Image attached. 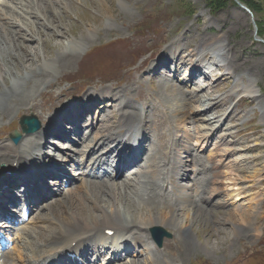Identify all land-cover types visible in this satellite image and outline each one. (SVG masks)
<instances>
[{
  "label": "rangeland",
  "instance_id": "rangeland-1",
  "mask_svg": "<svg viewBox=\"0 0 264 264\" xmlns=\"http://www.w3.org/2000/svg\"><path fill=\"white\" fill-rule=\"evenodd\" d=\"M27 1L3 0L0 10L8 9L9 13L14 15L21 12L27 19H30L28 22L35 21L25 11ZM62 2L63 8L54 2L53 6L52 3L53 13L57 15L56 19L65 18L64 28H60L62 34H51V28H40L37 23L30 24L29 22L28 26H31L34 31L38 27L40 28L44 34L43 38L47 41L44 49L40 44L35 43L39 37L37 33L33 34L35 40L29 41L28 38H25L24 42L22 41L23 45L30 50L31 55L35 52L36 61L42 62L45 57L46 61H51L52 55L56 54V42L65 45L70 39L71 41L80 40V35L87 29L90 30L91 35L88 37L86 34L87 38L80 40L81 45L74 49L77 60L71 62L70 66L63 67V70L60 68L59 72H51L46 69V74H50L52 79L39 85L38 90H35L29 98L30 104L21 107L20 110L14 109L15 111L13 110L8 116H3L0 113V135L4 138L0 141H9L11 139L9 134L14 129L20 131L18 121L21 115L37 112L40 110L37 107H41V105L49 109L59 103L58 98H60L61 104L59 103L60 105L56 109L73 103L79 104L85 92H99L104 87L101 85H105L119 90L124 89L126 100L128 98L139 108L145 109V105L140 100L146 102L145 94L147 93L148 96L154 94L153 102H151L159 109L167 110L165 114L161 112L159 113L161 116L155 118L146 106L145 120L148 121L151 133L155 134L159 131L165 135L175 133L180 136L187 132L190 137L189 140H186V136L183 135L185 136L183 146L179 148L184 168L189 173L188 178L183 177L181 181L188 188L177 192L184 193L186 191L189 193L195 189L207 192L209 179L213 177L212 169H215L218 175L214 174L215 177L212 180L216 181L215 189L220 191V197L223 196L225 201L223 204H218L216 202L218 195H216L212 196L208 203L203 202L204 205H200L203 207V212L192 225L194 230L192 236L178 232L173 225L162 226L170 233V237H164L161 247L152 245L155 263L164 264V260H168L169 264H264V202L263 205H259V199L264 194V172H262L264 169V0H252L255 4L252 11L238 6L234 0L227 1L216 10H211L208 5L209 0H62ZM51 13L48 11L46 15H51ZM18 21L22 26L27 23ZM1 22L6 25L7 19H2ZM10 28L14 31L18 30L17 26H10ZM215 37L224 39L225 62L232 64L237 60L238 67L226 69L227 66H216L211 63L212 70L209 73L212 75L209 74L205 81L194 80L185 84L178 81L177 79L182 73L190 67L188 64L184 66L185 63L190 62L187 59L192 60L188 53L195 49L198 43H204ZM177 48L180 49L179 53ZM162 55L166 64L169 57L175 59L178 55L176 63L175 60L173 63L168 62L170 68L157 65L161 68H156V70L164 73L163 76L158 75L155 69L152 70L149 67L155 56L157 59ZM210 55V52L205 53L202 61L211 62ZM29 56L28 54L26 58L22 57L20 63L14 62L11 66L22 71V66L28 64ZM175 64L178 67L182 65V68L179 67L180 69L178 68L179 70L173 74ZM152 65L153 63L150 64V66ZM1 68L4 69V67ZM144 70H148L152 75L149 78L144 76V79L139 77L137 73H142ZM169 77L176 84L175 86H180L190 92L193 91L194 97L186 96V101L181 102L185 96L179 88L169 85ZM10 79L12 80L9 77ZM137 79H139L138 85H135ZM85 81L91 82V84L79 94L77 89L84 88ZM103 81H110L109 85H107L108 83L103 84ZM212 81L215 85L211 84ZM236 81L240 82L241 86L235 89ZM249 81L257 89L256 96H247L244 92L243 86L247 85ZM163 82L168 83L167 86L169 85L170 88L162 87ZM207 84L208 88L205 90H201L199 87H205ZM27 86L22 85L26 89ZM197 87L200 92L195 90ZM169 90H173L177 100L173 101L167 96ZM61 91L62 97L59 95ZM72 91L76 92L70 98L69 93ZM134 96L140 100L133 98ZM208 96L211 98L217 96L218 98L213 108L204 110V114L219 116L221 126L210 132L213 136L196 143V123L190 119H186L184 123L179 121L182 113L176 115L170 105L178 102L183 107L196 109L202 102L209 101ZM195 103L196 105H193ZM6 105L8 107L15 105L14 100L8 101ZM32 105L33 108H31ZM111 105L103 108L111 111L116 104ZM95 110L97 109L94 108L92 111L93 117L97 116ZM130 110L134 113L138 111L137 109ZM149 112L150 114H148ZM137 114L139 119L140 113ZM34 115L44 128L48 126L49 122L46 123V120H43L40 115ZM160 135L162 136V134ZM25 137L28 136L22 133L19 141ZM185 142L191 143L188 144L189 149H192L190 155L182 149ZM145 144L149 145V140ZM162 151L169 155L170 161L173 159L174 146H168ZM192 157L194 162L191 161ZM145 164L143 158L140 164L123 177L126 182L118 180L116 182L119 183L113 182L112 184H116L124 192L123 196L128 198L132 207H135L134 212H137L138 206L155 210L160 206L159 201L175 204L177 200L172 201L174 196L176 197L175 192L167 191L168 193L163 192L164 194L161 195L160 186H157L155 191L152 188L154 184L150 181L161 178V170H155L152 173L145 172L143 176L142 170H144ZM164 164L166 168L171 166L170 162L164 161ZM207 167L209 170L203 172L204 174L199 173L196 176L191 174L195 168L207 169ZM243 170H261L258 179H255L254 188H248L244 191L245 193L239 192L236 178V176L246 174V172H242ZM164 171L168 176L165 168L162 170V174ZM182 171L185 172V170ZM145 178L146 180H144ZM141 181L150 183L146 184L145 194L134 191L135 187L144 189V184ZM194 181L197 182L196 185L193 184ZM161 182L165 184V182ZM81 183L82 181L77 185L78 190L67 191L60 198L69 200L79 196ZM248 184L251 183L248 182ZM150 191L159 194L160 197L150 198L151 196H147ZM252 195L258 201H249ZM104 197L110 199L107 193ZM248 205L254 206L252 211H254L253 215H256L258 222L252 221L250 228L235 234L229 223H223L224 217L228 212L238 213L239 209H247ZM58 206L60 203L57 202L56 207L58 208ZM45 211L43 205L42 210L33 216ZM199 211L201 212V209ZM252 232L255 233V238L249 237ZM142 233L146 235V232ZM14 254H16L15 250ZM145 256L143 254L141 258H145ZM132 259L131 257L120 264H129Z\"/></svg>",
  "mask_w": 264,
  "mask_h": 264
},
{
  "label": "bare ground",
  "instance_id": "bare-ground-1",
  "mask_svg": "<svg viewBox=\"0 0 264 264\" xmlns=\"http://www.w3.org/2000/svg\"><path fill=\"white\" fill-rule=\"evenodd\" d=\"M53 2L63 8L62 0H28L25 5V11L28 12L27 14L29 16L33 17V20H35L29 21L30 24L34 22L37 23L40 28H51V34L58 35L62 32L60 31V28H64L63 22L65 21V18L56 19L57 15L54 14V11L52 10ZM48 11L52 12L51 15H46ZM22 14L23 13L20 12L18 15H14L10 14L8 9L5 11L0 10V68L4 67V69L1 68L3 70L0 69V113L3 116H8L13 112L14 109L20 110L21 107L30 104L29 98L35 90H38L39 85L44 81V83H46L52 79L50 74H46V69L51 70V72H59L61 69L63 70V67L70 66L71 62L77 60L76 51L74 49L81 45L82 42H80V40L91 35L90 30L87 29L85 32H83V34L80 35V40L77 39L76 41H71L70 39L65 45L56 42V54L52 55L50 59L51 61H46L45 57V60L39 62L36 61L37 55L35 52L31 55L30 50L26 48L25 45H23V40L25 38H28L29 41L35 40L33 39L35 38L33 34L37 33L39 37L35 40V43L40 44L43 49L47 41L43 38L42 35L44 34L39 27L34 31L31 26H28V20L30 19H27V17ZM2 19H7L6 25L1 22ZM18 20L22 21L23 23H27L22 26V24H19ZM10 26H17L18 30L14 31L10 28ZM26 34L28 36H25ZM86 34L87 36H85ZM223 45L224 39L222 37H215L205 41L204 43H198L196 48L188 53L190 56L189 58H192V60L187 59L190 60V62L185 63L184 66L187 64L191 66L188 68V70L186 69L182 73L179 81L182 83L184 82V84L194 81L196 79L195 73L198 71H203V74L209 73L212 70L211 63L216 64V66H227L226 69L231 67L237 68V60L233 61L232 64L225 62L226 55ZM22 52H25L24 55ZM177 52H180L179 48H177ZM208 52L211 54V62H204V60L202 61L203 55L205 53L208 54ZM28 54L30 55L28 61L26 59L28 64L22 66L23 72L16 70L13 66H11V64L14 62L17 64L20 63L23 59L22 57L26 58ZM163 57L164 56L162 55L156 59L155 56L153 61L150 63H153V65L150 66L149 64V67H151L152 70L155 69V71L158 72V75L164 74L159 72L158 69L156 70L158 66L168 68V62L171 61L173 63L175 60L176 63L178 60V55H176L175 59H171V57H169L166 64V60L162 59ZM179 67L182 68V65ZM179 67L177 64H175L173 68L175 72L173 74H175L180 69ZM137 74L143 79L144 76L149 78L152 75L148 70H144V72ZM9 77L12 78V80L10 79L11 81L9 80ZM139 79L135 81V85H138L137 82ZM108 82L110 81H103V84ZM165 82L161 84L162 87L176 85L173 83L170 77L168 79V86V83L165 84ZM23 84L28 85V88H23ZM90 84L91 82L85 81L83 85L84 88L77 89L79 94L86 88V86H90ZM107 85H109V83ZM101 86L104 87H102L99 92H85L80 104L73 103L71 105H67L66 107L56 109V107L61 104L60 98H58L59 100L57 101H59L60 104L57 103L55 106L49 109H47L48 107L45 106L42 107V105L41 107H37L38 110L40 108L39 111L30 113L40 115L43 120H49L50 126H48L46 129H39L37 132L31 134L33 136L23 138L18 144H13L10 141H0V176L2 177L7 170H14L16 171L18 177L15 180L7 181L5 184L0 186V212L3 210L2 206L4 205L6 199L13 201L9 198L12 197L11 194L18 186L17 183L19 180L24 186V197L27 199L29 204L36 206L35 209H32V214L34 215L38 211L42 210L43 205L44 211L46 210L42 214L35 216L32 215L21 225H19L17 228L18 232L14 238V240H17L19 243H16L14 246H18V249L15 251L17 252V258L13 256L11 250L6 251L1 264H31L33 261H42L43 259L57 261L59 264H67L68 260L64 258L61 253L68 254L82 250L83 257H86V255L91 254L92 250L97 246L98 250H100L108 244L113 245L115 249H119L120 253H125L126 257H132L133 259L129 264H157L153 258L152 245H154V243L147 234V232H149L152 227H162L164 225L170 224L175 226L178 232L192 236L194 233L192 225L201 217L203 212V207L200 205L208 203L211 197L216 195H218L216 199L218 204H223L225 202L223 196L220 197V191L215 189L216 181L212 180L213 177H215L214 174H217L215 169V171L212 169L213 177L212 179H209L207 192H202L197 189L189 193H186V191L184 193L177 192L179 190H186V188H188V186L183 185L181 181L183 177L188 178L189 173L186 171V168H184V163L182 162V155L179 148L183 146V138L186 136V140H189L190 137L189 134L184 131V134H181L180 136H177L175 133H169L168 135H165L163 133H159V131L158 133L155 132V134L151 133L147 124L148 121L145 120L147 109L149 108V110H151V114L155 118L160 117L161 114L159 113L161 112L165 114L167 110L159 109L154 105V103H152L154 94H149L151 96H148L147 93H144L147 96L146 102L137 99L135 96L133 97L137 100H140L142 104L145 105V109H140L128 98L126 100L124 97V95H126L124 89L119 90L111 88V86ZM240 86V82L236 81V84L234 85L235 89L239 88ZM175 87L179 88L181 90L180 92L184 94L182 95L185 96L181 102L186 101V96L192 98L194 97V94H192L193 91L190 92L184 90L180 86ZM199 87L201 90H205L208 88V85L205 87ZM199 87H197L195 90H198ZM243 88L247 96H256L257 89L251 83V81H249L247 85H244ZM75 92L76 91H72L69 93L70 98L74 96ZM197 93H195L196 96H198ZM61 94L62 91L59 92L60 96ZM174 95L175 93L173 90H169V92L167 91V96H169L173 101L177 100ZM209 98V101L203 102V104L196 109L183 107L179 105L178 102L170 105L171 109H173L172 111L176 115L182 113V116L180 119H178L179 121L184 123L186 119H190L192 122L196 123V143L199 140L203 141L208 139L210 136H213L210 134V132L218 129L221 126V118H219V116H208L204 114V110H200L204 107L203 105L206 104H212L213 108L218 97L213 96L211 98L209 96ZM10 100H14L15 105L8 107L6 104H8V101ZM210 101H212V103ZM113 103L116 104V106H113V110L111 111L105 109L103 110V108H101L102 106L110 107ZM188 103L190 104L191 102ZM196 103L193 105H196ZM94 107H96L97 110H100L99 114L97 117L91 116V118H89V122L85 123L87 126V132H84L81 130L82 127L80 126V123L82 119H84L85 114L91 113ZM31 108H33V105ZM130 109L138 110L135 112L140 113L139 119L138 114L132 112ZM46 110L47 112L45 113ZM33 111L35 110L33 109ZM148 114H150V112ZM65 122H68L70 125L65 127ZM68 130H70V132ZM70 133H76L77 138L76 140H73L75 141L73 145H64L66 148L61 150V154L59 155L60 158H57L59 159V165L61 164V167L63 166L61 172L64 173V167H66L70 161L76 162L78 165H80V163H84L83 158L86 155H89V157H87L89 160L87 162L85 171L88 167H90L92 171L93 166L98 167L100 166L101 162L105 163L106 161H109V159L112 157L113 148L118 146V143H116L117 140L125 139L127 141H132L133 146L130 147L129 145H124L120 152L115 155V157L120 160L121 158L125 157L122 156L121 153H126L129 155V157H127L126 160L123 159L122 165L132 163L133 166H135V163L140 162L139 159L144 158L147 165L146 169L142 171L143 176L145 172L152 173L155 170H161L160 180L157 179L158 181H153L151 179L150 183L154 184L152 188L154 191L155 188H158L157 186H160L161 189H164H160L161 195L164 194L163 192L168 193L165 190L168 191V189H170V191L175 192L176 195L172 201L175 202L177 200V203L175 202V204H172L159 201L160 206L155 208V210L144 206H138L137 212H134L135 207H132L128 201V198L126 199V197L123 196L124 192L119 189L116 184H112L116 181H106L105 179H102V182L88 181L90 179H86V176L84 175L85 171L77 178L72 176L75 174L74 172L71 173V175L69 174L70 176L67 177L68 181H70L71 184L73 182L76 184L74 186H69L66 190L54 192L56 194L49 200L45 199L46 195L51 191V189L45 184L47 181L46 176L50 171L49 167H47V161H52L53 158L51 156H54L55 154L53 152L49 155L47 154L48 151L44 150L45 147L47 148L49 146L48 143H50L48 142L47 136H56L58 138H65L68 140V138L72 137ZM160 134H162V136ZM0 139H4L2 135H0ZM145 140H149V147L147 146L148 148L144 146L146 143L144 142ZM105 142L113 144H106L104 149L94 152L96 151L97 147ZM185 143L186 144L182 149L184 152H187L190 155L192 149H189L188 144L191 143ZM176 144L178 147H176ZM172 145H174L175 149H177L174 151V159L171 161V167L166 168L164 161L168 159L167 162H170V160L169 156H167L162 150ZM120 147L121 146H119V148ZM43 160L45 163H43ZM191 161H193V157L191 158ZM164 168L167 170L169 177L166 175L165 171L162 174V170ZM182 170H185V172ZM207 170H209V167H207V169L195 168L192 170L191 174L196 176L199 173L206 172ZM122 172L123 170H120L119 174H122ZM242 172H246V174L240 175L238 177L236 176V178L239 184V192L245 193L244 191L248 190V188H254L255 179L261 174V170H243ZM262 172H264V169ZM93 173L95 174V171H93ZM62 176L65 177L66 174H63ZM120 176L121 175H119V177ZM178 176H180L181 179H178ZM118 178L115 180L126 182L122 178ZM144 180H146V178ZM161 180L165 181L166 184L163 185ZM81 181L82 183L79 185V196L70 198L69 200L60 198L62 194L65 195V192L67 191H71L72 189L74 191L78 190L77 185ZM248 182L251 184H248ZM57 183L60 185L62 183V179L60 178ZM142 183L144 184V189L140 188V190L139 188L135 187L134 191L145 194L146 184L148 185L150 183ZM196 183L197 182L195 181L193 182L195 185ZM106 193L110 199H106L104 197L106 196ZM147 196H151L150 198L160 197L159 194H155V192L152 191L147 193ZM253 200L258 201V199L252 195L250 196L249 201L252 202ZM57 202L60 203L58 208L56 207ZM259 202V205H263L264 194H262ZM253 207L254 206L252 205H248L247 209L242 208L243 210H237L238 213H233L234 211L232 213H226L223 223H229L233 233H241L243 229L250 228L252 221H257L256 215H253ZM199 209H201V212ZM141 232H146V235L143 233L141 234ZM254 232L249 234L250 238L256 237ZM137 242L142 243V247H132L136 250L130 252L132 243L135 244ZM143 254L144 256L146 254L145 258H141ZM126 257L123 258V260H126ZM120 260L122 259L118 260L113 258L105 264H115V262ZM164 262V264H169L168 260H164ZM96 264L100 263L96 262Z\"/></svg>",
  "mask_w": 264,
  "mask_h": 264
},
{
  "label": "water",
  "instance_id": "water-1",
  "mask_svg": "<svg viewBox=\"0 0 264 264\" xmlns=\"http://www.w3.org/2000/svg\"><path fill=\"white\" fill-rule=\"evenodd\" d=\"M236 1V3L239 5V6H241V7H243L244 8V6L238 1V0H235ZM20 122H21V126H22V129L25 131V132H30V131H34V130H36V129H38V127H39V121L37 120V118L36 117H34V116H22V118H21V120H20ZM12 136H14V139L16 140V139H18V137H19V134L17 133L16 135H12ZM159 234H158V233ZM152 233H153V235L155 236V238H156V240H157V242L160 244L161 243V237L163 236V235H167V236H169V233H167V232H165V231H159V230H157V229H152Z\"/></svg>",
  "mask_w": 264,
  "mask_h": 264
},
{
  "label": "trees",
  "instance_id": "trees-1",
  "mask_svg": "<svg viewBox=\"0 0 264 264\" xmlns=\"http://www.w3.org/2000/svg\"><path fill=\"white\" fill-rule=\"evenodd\" d=\"M227 1L229 0H209V7L211 10H216L222 7ZM244 4H246L251 10H254L255 4L252 2V0H240Z\"/></svg>",
  "mask_w": 264,
  "mask_h": 264
}]
</instances>
